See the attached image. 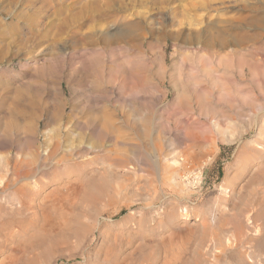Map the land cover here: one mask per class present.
Segmentation results:
<instances>
[{
  "label": "rangeland",
  "instance_id": "rangeland-1",
  "mask_svg": "<svg viewBox=\"0 0 264 264\" xmlns=\"http://www.w3.org/2000/svg\"><path fill=\"white\" fill-rule=\"evenodd\" d=\"M263 145L264 0H0V264H237Z\"/></svg>",
  "mask_w": 264,
  "mask_h": 264
},
{
  "label": "bare ground",
  "instance_id": "bare-ground-1",
  "mask_svg": "<svg viewBox=\"0 0 264 264\" xmlns=\"http://www.w3.org/2000/svg\"><path fill=\"white\" fill-rule=\"evenodd\" d=\"M9 1L14 2V3H15V1L18 2V0H9ZM116 5H117V3H116ZM193 37H196V39L199 40V39H201L202 36H201V34L197 33ZM217 39H218V37H217ZM221 39L223 40L224 38L221 37ZM199 41H201V40H199ZM211 41H213V38H211ZM209 43L210 42L208 41V45H209ZM211 44H212V42H211ZM221 60H222V64L227 61V60L224 61V59H221ZM131 62H130V65L128 64L129 63L128 62L127 65L126 66L124 65V66L125 67H127V66L131 67V65H132ZM212 63H213V60L210 57H202L201 59H199V61L192 63V64L190 63L191 76H189V77H190V80L194 83H196L198 81L197 83H199L198 85L200 88L201 96H202V93L205 95V93H204L205 90L202 87H200V84H202V83L199 82V80H204V79L212 80L213 78L216 77L215 76L216 71L211 69V67H209L210 66L209 64H212ZM132 66H134V63ZM134 68H137V67H134ZM188 72H189V70H188ZM215 81H216V79H215ZM220 81H222V78L219 80L218 85H220V83H221ZM220 86L223 87L222 89H224L223 83ZM220 86H218V87H220ZM132 89H135V88L133 87ZM227 90H226V92L224 91L223 93L220 94V98L222 97L221 99H223L224 101L225 100L230 101V99L232 100V94L229 93V91L227 92ZM222 91L223 90H221V92ZM234 97L235 96H233V100H234ZM238 97L240 99V96H238ZM238 97H237V99H238ZM236 101H238V100H236ZM251 124H252V121H251ZM244 128H241V129H244ZM260 171L263 174L264 167L262 169H260ZM222 193L224 195H227L228 194V188L222 187ZM257 200H253V198L242 200L239 202L238 205L233 206L232 209H229L228 208L229 204L227 202H225V203H223L224 207L218 211V213H219L218 216H216L217 213L215 215H214V213H211L210 215L203 217V222L201 225L202 226L201 230H202L203 234H206V235L210 234L212 236H214V235L218 236L219 234H226L227 237L224 240V245H226V247H227L226 249L228 251H232V250L238 251V254L236 253L237 255L235 254L236 256H234L237 264H262V262L264 261V198L262 200L261 199L258 201ZM183 212L185 213L183 218L187 217L188 211L183 210ZM199 239H201V238H199ZM194 261H195V259H194ZM214 261L216 262V261H218V259L216 257H214ZM220 261H221V259H220ZM193 264H194V262H193Z\"/></svg>",
  "mask_w": 264,
  "mask_h": 264
}]
</instances>
